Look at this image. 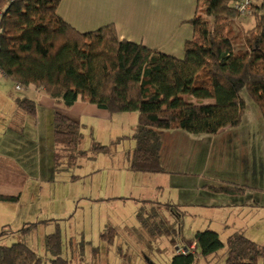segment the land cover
Segmentation results:
<instances>
[{
    "label": "trees",
    "instance_id": "trees-1",
    "mask_svg": "<svg viewBox=\"0 0 264 264\" xmlns=\"http://www.w3.org/2000/svg\"><path fill=\"white\" fill-rule=\"evenodd\" d=\"M60 1L0 0V72L17 83V91L41 90L67 108L84 102L112 115L137 112L132 134L136 145L127 152V170L170 172L180 133L218 135L241 127L246 117L245 96L264 123L263 0H257L246 16L239 13L238 0H197V13L189 22L194 37L185 42L182 59L120 39L114 25L80 32L57 14ZM193 98L211 102L197 104ZM16 102L24 116L37 115L36 100L17 98ZM53 131L54 171L60 174L86 152L80 149V125L66 108L55 109ZM96 150L111 152L99 144ZM3 172L5 177L12 172L21 179L12 187L16 194L0 193V201L16 204L28 174L0 156ZM210 178L218 184L204 186L212 193L243 197L250 189L236 181H220L219 174ZM151 218H158L160 224L143 223L148 231L173 234L172 244L179 239L184 242L181 220L170 226L160 219V211ZM40 223L26 225L23 231ZM8 229L4 225L0 236ZM47 246L51 256L42 257L20 241L0 244V264H70L62 256L59 232L48 236ZM184 247L187 251L175 253L167 264H197L201 258L213 264L211 259L219 254L221 264H261L264 259V245L248 238L244 229L226 241L212 229L197 231L193 242ZM150 263L155 264L151 259Z\"/></svg>",
    "mask_w": 264,
    "mask_h": 264
},
{
    "label": "rangeland",
    "instance_id": "rangeland-1",
    "mask_svg": "<svg viewBox=\"0 0 264 264\" xmlns=\"http://www.w3.org/2000/svg\"><path fill=\"white\" fill-rule=\"evenodd\" d=\"M16 84L0 72V132L3 133L7 111L14 99L28 94L26 89L17 91ZM244 98L248 118L245 117L243 128L249 130L261 125L262 119L256 106ZM34 99L39 105V121L45 128L53 107L69 110L45 92ZM192 101L211 102L194 98ZM73 111L80 114L76 120L83 135L80 149L86 155L76 160L69 171L57 174L53 166L49 178H31L18 203L0 201V231L4 225L10 228L0 236V244L20 241L40 256L49 257L48 236L59 232L62 256L70 264H150V259L155 264H167L178 245L193 242L195 232L206 229L218 232L223 241L233 232L244 229L248 238L264 245V163L263 167L259 164L264 159L263 156L259 159V151L248 152L241 146L237 153L231 147L230 157L227 151L219 156L216 153L223 146H215L217 135L184 133L178 136L174 148L177 159L170 166L174 171L133 172L126 169L130 159L127 152L136 145L132 134L139 114L112 115L105 110L104 116H100L89 107L85 114L81 102ZM87 113L90 114L87 116ZM259 133L262 136L263 129ZM53 139L49 140L48 149L55 155ZM98 144L110 147L111 152H99ZM14 146L13 140L6 137L0 144V156L6 150L12 151ZM203 150L207 157L214 154L207 158ZM8 174L9 177L0 174V183L4 181L0 193L14 195L17 191L12 187L21 179L12 172ZM218 174L220 181H237L250 189L243 197L212 193L204 186L218 185L210 178H218ZM155 211H160V219L170 226L181 220L184 242L179 239L173 245V234H155L146 229L143 223L152 227L151 220L160 224L158 218H151ZM37 222L41 223L34 229L23 231L26 225ZM211 260L213 264L223 263L221 254ZM197 264L209 263L201 258Z\"/></svg>",
    "mask_w": 264,
    "mask_h": 264
},
{
    "label": "crops",
    "instance_id": "crops-1",
    "mask_svg": "<svg viewBox=\"0 0 264 264\" xmlns=\"http://www.w3.org/2000/svg\"><path fill=\"white\" fill-rule=\"evenodd\" d=\"M197 8V0H61L57 14L80 32H90L108 25H114L120 39H127L138 44L143 43L148 48L158 49L163 53L182 59L185 42L194 37V29L189 22L196 15ZM26 90L28 94L23 98L34 99L36 95L39 96L43 93L41 90L32 88ZM16 99L7 111L5 132H0V144L5 142L7 137L13 140L15 146L12 151H4V157H1L5 161L20 166V169L26 170L29 178L27 183L33 177L49 178L54 170V168L52 170L54 154L53 152L51 154L50 149H48V142L53 139V115L56 108H52L50 122H47L45 128L39 121V105L36 116L26 117L18 109ZM78 103L68 108L69 110L66 109V112L70 113L76 120L80 118V114L74 112L73 108ZM81 103L85 106V114L86 108L89 107L91 112L104 116L105 110L99 109L96 105ZM256 111L258 112V110ZM256 111L253 110V113ZM1 112L3 114L4 111ZM89 114L87 113V116ZM246 118L248 117L246 116ZM22 119L25 120V123L21 122ZM43 129L45 137H43ZM260 129H263L262 136L259 133ZM180 134L186 135L183 132ZM214 141L216 147L223 146V150L220 149L221 151L219 150L217 153L214 151L216 155L220 156L222 152L227 151L229 157V155L231 156V147L235 148L234 151H236L241 150V146H243L248 152L256 149L260 153L259 157L261 158L259 159L261 160L262 156L264 159L263 122L256 128L249 130H245L243 125L236 129L226 130L218 134ZM51 148L53 151L52 145ZM236 152L239 153V151ZM173 153L175 154V151ZM203 153L207 157L204 150ZM212 155L209 154L207 158ZM174 157L177 159L175 155ZM262 163L264 161L261 160L259 164L263 167ZM170 171L174 170L171 169ZM1 175H7V173L3 172ZM191 247L194 245L192 244ZM184 251V244L177 246L176 253Z\"/></svg>",
    "mask_w": 264,
    "mask_h": 264
},
{
    "label": "built area",
    "instance_id": "built-area-1",
    "mask_svg": "<svg viewBox=\"0 0 264 264\" xmlns=\"http://www.w3.org/2000/svg\"><path fill=\"white\" fill-rule=\"evenodd\" d=\"M256 2L257 0H238L237 9L242 16L249 15L252 7L254 6V4H256ZM17 89H20V86H17Z\"/></svg>",
    "mask_w": 264,
    "mask_h": 264
},
{
    "label": "water",
    "instance_id": "water-1",
    "mask_svg": "<svg viewBox=\"0 0 264 264\" xmlns=\"http://www.w3.org/2000/svg\"><path fill=\"white\" fill-rule=\"evenodd\" d=\"M185 251H187V248H185ZM185 251H184V252H185ZM150 264H153V263H150Z\"/></svg>",
    "mask_w": 264,
    "mask_h": 264
}]
</instances>
